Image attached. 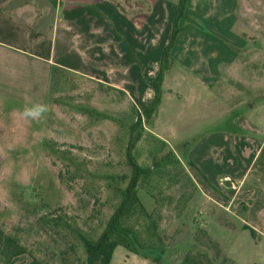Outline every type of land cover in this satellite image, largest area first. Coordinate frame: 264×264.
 <instances>
[{"label": "rangeland", "instance_id": "1", "mask_svg": "<svg viewBox=\"0 0 264 264\" xmlns=\"http://www.w3.org/2000/svg\"><path fill=\"white\" fill-rule=\"evenodd\" d=\"M177 27L158 114L135 132L133 157L149 171L137 185L144 211L135 206L122 226L159 264L189 253L264 264L263 239L244 228L242 206L232 211L239 193L209 192L188 157L206 136L229 134L239 115L264 127V0H197ZM203 63L212 77L194 71ZM53 79L35 120L22 116L33 105L0 97V262L17 244L28 260L85 264L81 237L98 239L130 178L125 150L141 111L118 90Z\"/></svg>", "mask_w": 264, "mask_h": 264}, {"label": "crops", "instance_id": "2", "mask_svg": "<svg viewBox=\"0 0 264 264\" xmlns=\"http://www.w3.org/2000/svg\"><path fill=\"white\" fill-rule=\"evenodd\" d=\"M194 1L187 0L185 9ZM178 3L0 0V97L43 105L51 79L59 76L118 90L142 111L152 103L150 82L169 42ZM247 27L252 33L260 31ZM200 70L201 77L213 76L206 63L194 71ZM229 106L227 99L225 115L233 112ZM230 125L229 134L208 135L189 153V169L209 192L229 187L238 192L232 211L242 206L238 217L264 241V127L241 115ZM29 262L19 256L8 264ZM109 264L159 262L118 246Z\"/></svg>", "mask_w": 264, "mask_h": 264}, {"label": "trees", "instance_id": "3", "mask_svg": "<svg viewBox=\"0 0 264 264\" xmlns=\"http://www.w3.org/2000/svg\"><path fill=\"white\" fill-rule=\"evenodd\" d=\"M187 0H179L177 5V9L175 12V16L173 19V25L171 30V36L167 45L163 48L160 58V65L158 73L155 79L150 82V86L153 89V100L152 103L145 109L141 111L140 114L136 115L134 123L130 127L129 137L126 144L125 150V158L128 167L131 170L130 178L128 180L126 188L121 191V201L114 213L109 218L105 229L102 231L100 236L96 241H90L84 237H81V242L84 247L86 259L85 264H109L113 255L115 248L118 246H122L126 248L128 251L132 253H139V248L142 249V245L139 243L138 239L128 229L122 226V220L132 214L133 208L135 206H139L143 211V207L139 203L137 197V185L139 180L147 175L149 171L147 169H143L139 166V164L135 161L133 157V150L136 142L138 141V136L135 135L137 128L141 126L142 119L145 121H149L153 118L160 106L161 103V86L164 79V74L170 65V51L173 48L175 43V39L178 34L177 23L180 17L183 14V11L186 8ZM245 229L249 230L250 234L253 237H256V232L244 226ZM9 243H12L9 240ZM136 246V247H135ZM10 248V247H9ZM7 248L6 254L3 263L8 264L12 259L26 255L27 253L24 251L23 247H19V245L15 244V247L11 250ZM138 248V249H137ZM29 256V255H28ZM30 257V256H29ZM143 257L145 254H143ZM226 258H223L218 264L227 263ZM214 261L210 260L205 254H187L182 264H213ZM28 264H42L36 259L30 257V262ZM231 264V263H230Z\"/></svg>", "mask_w": 264, "mask_h": 264}, {"label": "clouds", "instance_id": "4", "mask_svg": "<svg viewBox=\"0 0 264 264\" xmlns=\"http://www.w3.org/2000/svg\"><path fill=\"white\" fill-rule=\"evenodd\" d=\"M46 105H34L32 107L25 108L22 112V116L27 119L35 120L42 117L47 112Z\"/></svg>", "mask_w": 264, "mask_h": 264}]
</instances>
